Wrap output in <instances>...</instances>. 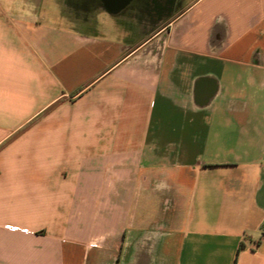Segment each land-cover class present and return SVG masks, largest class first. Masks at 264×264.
Listing matches in <instances>:
<instances>
[{
    "label": "crops",
    "instance_id": "crops-1",
    "mask_svg": "<svg viewBox=\"0 0 264 264\" xmlns=\"http://www.w3.org/2000/svg\"><path fill=\"white\" fill-rule=\"evenodd\" d=\"M94 7L0 0V264H264V0Z\"/></svg>",
    "mask_w": 264,
    "mask_h": 264
},
{
    "label": "rangeland",
    "instance_id": "rangeland-1",
    "mask_svg": "<svg viewBox=\"0 0 264 264\" xmlns=\"http://www.w3.org/2000/svg\"><path fill=\"white\" fill-rule=\"evenodd\" d=\"M69 1H70V0H69ZM89 1H90V3H91V7H92V9H91V11H90L91 14H92L93 11L95 12V7H94V5H95L99 0H89ZM100 15L103 16L102 18L105 17V19H106V17H107V14L104 13V12H101ZM49 17L51 18V20H52L53 22H56V23L61 24V25H63V26H67V25L69 24V22H67V21L62 20L61 18H59L58 15L56 16V15L52 14L51 11H49ZM102 18H101V19H102ZM107 18H108V17H107Z\"/></svg>",
    "mask_w": 264,
    "mask_h": 264
},
{
    "label": "flooded vegetation",
    "instance_id": "flooded-vegetation-1",
    "mask_svg": "<svg viewBox=\"0 0 264 264\" xmlns=\"http://www.w3.org/2000/svg\"><path fill=\"white\" fill-rule=\"evenodd\" d=\"M103 1L107 2V0H103ZM112 1L115 2L116 4H120V3L127 1V0H112Z\"/></svg>",
    "mask_w": 264,
    "mask_h": 264
},
{
    "label": "water",
    "instance_id": "water-1",
    "mask_svg": "<svg viewBox=\"0 0 264 264\" xmlns=\"http://www.w3.org/2000/svg\"><path fill=\"white\" fill-rule=\"evenodd\" d=\"M107 3L110 5V7H115L116 3L113 2L112 0H107Z\"/></svg>",
    "mask_w": 264,
    "mask_h": 264
},
{
    "label": "built area",
    "instance_id": "built-area-1",
    "mask_svg": "<svg viewBox=\"0 0 264 264\" xmlns=\"http://www.w3.org/2000/svg\"><path fill=\"white\" fill-rule=\"evenodd\" d=\"M261 227H262V230H263V232H264V221H263V223H262V226H261Z\"/></svg>",
    "mask_w": 264,
    "mask_h": 264
}]
</instances>
